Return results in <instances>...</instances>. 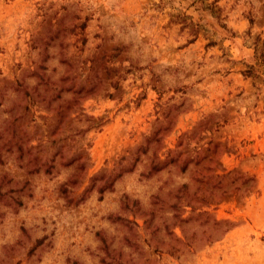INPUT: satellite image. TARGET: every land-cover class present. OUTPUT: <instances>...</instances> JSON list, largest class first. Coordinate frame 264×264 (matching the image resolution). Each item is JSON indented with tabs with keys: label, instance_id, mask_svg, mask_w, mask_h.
<instances>
[{
	"label": "rangeland",
	"instance_id": "rangeland-1",
	"mask_svg": "<svg viewBox=\"0 0 264 264\" xmlns=\"http://www.w3.org/2000/svg\"><path fill=\"white\" fill-rule=\"evenodd\" d=\"M0 264H264V0H0Z\"/></svg>",
	"mask_w": 264,
	"mask_h": 264
}]
</instances>
